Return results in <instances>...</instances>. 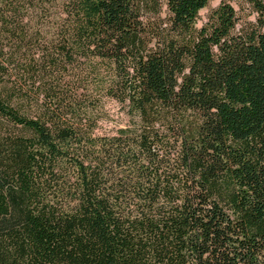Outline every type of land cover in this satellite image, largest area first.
I'll return each mask as SVG.
<instances>
[{
  "label": "trees",
  "instance_id": "16d2710c",
  "mask_svg": "<svg viewBox=\"0 0 264 264\" xmlns=\"http://www.w3.org/2000/svg\"><path fill=\"white\" fill-rule=\"evenodd\" d=\"M207 1L0 0V264H264V0Z\"/></svg>",
  "mask_w": 264,
  "mask_h": 264
},
{
  "label": "rangeland",
  "instance_id": "374dc122",
  "mask_svg": "<svg viewBox=\"0 0 264 264\" xmlns=\"http://www.w3.org/2000/svg\"><path fill=\"white\" fill-rule=\"evenodd\" d=\"M221 1L229 2L234 9L237 11L241 19L248 17L249 19L253 18V15H248L249 8L240 2L239 0H208L205 7L199 10L198 16L196 19V26L200 27L205 21L208 14L218 6ZM106 110L109 112V119L107 122L102 123V128L100 132L108 131L114 128L115 124L122 125L126 122V118L119 109V105L112 101L108 100L105 104Z\"/></svg>",
  "mask_w": 264,
  "mask_h": 264
}]
</instances>
